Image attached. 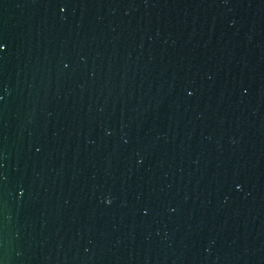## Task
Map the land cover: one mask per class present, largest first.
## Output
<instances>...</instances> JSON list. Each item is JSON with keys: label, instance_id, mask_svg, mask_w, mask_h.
I'll list each match as a JSON object with an SVG mask.
<instances>
[{"label": "water", "instance_id": "water-1", "mask_svg": "<svg viewBox=\"0 0 264 264\" xmlns=\"http://www.w3.org/2000/svg\"><path fill=\"white\" fill-rule=\"evenodd\" d=\"M0 264H264V0H0Z\"/></svg>", "mask_w": 264, "mask_h": 264}, {"label": "snow or ice", "instance_id": "snow-or-ice-1", "mask_svg": "<svg viewBox=\"0 0 264 264\" xmlns=\"http://www.w3.org/2000/svg\"><path fill=\"white\" fill-rule=\"evenodd\" d=\"M4 45L2 43H0V51H3L4 50Z\"/></svg>", "mask_w": 264, "mask_h": 264}]
</instances>
